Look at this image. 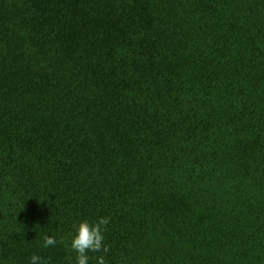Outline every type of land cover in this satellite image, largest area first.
I'll return each mask as SVG.
<instances>
[{
	"label": "trees",
	"instance_id": "obj_1",
	"mask_svg": "<svg viewBox=\"0 0 264 264\" xmlns=\"http://www.w3.org/2000/svg\"><path fill=\"white\" fill-rule=\"evenodd\" d=\"M101 216L89 264H264V0H0V264Z\"/></svg>",
	"mask_w": 264,
	"mask_h": 264
},
{
	"label": "clouds",
	"instance_id": "obj_2",
	"mask_svg": "<svg viewBox=\"0 0 264 264\" xmlns=\"http://www.w3.org/2000/svg\"><path fill=\"white\" fill-rule=\"evenodd\" d=\"M110 221V216H101L95 223L83 220L75 226V233L71 237L70 243L71 251L76 254L74 264H89V252H108L109 248L105 243L104 232L107 230ZM60 242L61 241H59L55 235L45 234L43 236L44 248L55 246ZM68 259L71 264V256H69ZM95 259L96 264H106L104 255L97 256ZM30 264H49V260H45L39 255L33 254L30 257Z\"/></svg>",
	"mask_w": 264,
	"mask_h": 264
}]
</instances>
